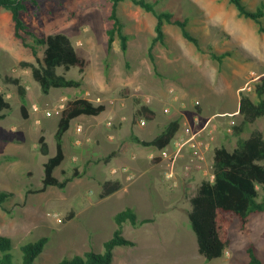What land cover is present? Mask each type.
Masks as SVG:
<instances>
[{"label": "rangeland", "instance_id": "1", "mask_svg": "<svg viewBox=\"0 0 264 264\" xmlns=\"http://www.w3.org/2000/svg\"><path fill=\"white\" fill-rule=\"evenodd\" d=\"M245 1L250 8L264 2ZM191 2L183 1L182 6L181 0H172L162 7L181 16L193 12L189 28L206 51L188 42L177 25L168 24L167 44L154 47L155 69L149 48L156 34V17L132 1L119 6L126 31L134 35L127 53L122 51L119 37L109 48L112 0L29 1L21 12L26 23L46 35L66 33L88 60L84 71L77 66L69 71L57 69L68 78L82 79L80 87H54L47 94L34 80L31 69L22 64L35 62V55L14 36L10 11L0 8V90L11 103L6 117L0 118V189L13 193L6 202L7 209L0 207V234L12 237L16 246L47 236L48 244L37 264H58L67 256L89 250L103 252L104 242L117 228L115 215L127 207H132L139 218L153 221L139 226L125 223L124 236L133 244L115 249L114 264H245L250 258V245L264 260V211L252 214L246 228L233 215L230 245L222 257L209 260L199 252L188 213L201 183L214 178L212 154L202 150L205 159L197 157L194 162L208 163L202 177H196V171L186 174L187 161L178 159L175 180L169 181L165 173L172 168V160L163 161L156 155L160 149L138 140L153 139L171 120L190 116L191 112L204 122L209 119L205 111L232 109L237 99L230 94L235 98L240 91L257 97L256 83L264 75V32L254 20L240 16L228 0ZM212 51L232 55L220 64L211 57ZM42 53L43 47L39 49L40 56ZM8 78H20L26 93L22 94ZM126 89L128 94L124 93ZM81 96L106 103L107 109L97 116L86 115L95 119L90 129L76 126L73 120L64 136L66 158L55 174L63 179L76 168L84 173L63 189L51 186L36 192L42 186L45 162L57 152L55 134L62 104ZM212 103H216L214 110L208 107ZM142 104L156 110L154 120L137 116ZM34 105L39 106L38 111ZM47 111L52 114L47 115ZM173 111L177 113L172 115ZM216 116L214 120L221 129L228 130V118L223 122ZM141 117L147 120L146 125L139 123ZM240 124L239 120L234 122V135V126ZM258 127L264 132V117L248 123L244 136ZM75 129L84 134L80 145L75 143L79 139ZM41 135L48 142L47 154L40 150ZM107 135L111 139L106 140ZM108 180H119L122 187L102 198Z\"/></svg>", "mask_w": 264, "mask_h": 264}, {"label": "trees", "instance_id": "2", "mask_svg": "<svg viewBox=\"0 0 264 264\" xmlns=\"http://www.w3.org/2000/svg\"><path fill=\"white\" fill-rule=\"evenodd\" d=\"M29 1L35 0H0V8L10 11L13 20L14 36L27 48H30L36 57L35 62L24 61L22 64L29 67L34 80H36L44 93H49L52 88L80 87L82 79L68 78L65 74L58 72L62 67L69 71L77 66L84 71L88 60L82 56L72 39L64 32L42 34L33 30L21 16L26 10ZM126 0H112V12L110 19L112 27L108 30L109 48L113 47L117 37L124 53L129 50L130 40L133 34L126 31V22L119 14L120 4ZM156 17L155 36L149 48V55L157 69L154 47L160 43L167 44L168 33L166 25H177L183 37L194 44L201 52L206 51L201 39L189 28L193 19V12L181 16L167 7L164 3L172 0H130ZM192 3L191 0H181ZM235 5L238 14L247 19H252L258 24L260 32H264V2L257 8L248 7L245 0H228ZM43 47L42 56L39 49ZM232 55L230 52L218 54L211 52V57L220 64ZM9 81L17 84L22 94L26 93L20 78H8ZM257 97L242 92L239 112L244 116V122L235 125L237 133L243 131L244 124L254 123L257 119L264 117V75L256 83ZM128 94V89L124 90ZM11 103L6 95L0 90V118L6 117V110L10 109ZM107 109L106 103H95L88 97H77L68 100L60 111V120L55 134L57 152L44 164V177L42 186L36 192H44L51 186L65 188L75 178L83 175L84 172L76 168L72 174L59 178L55 172L62 165L66 158L64 136L70 129L72 121L81 115L97 116ZM25 117H28L26 107L23 105ZM137 116H144L147 120H154L157 116L156 110L148 104H142L137 110ZM181 127L179 119H173L153 139L144 140L138 138L145 146H154L160 150L165 149L176 138ZM40 150L42 153L49 152L46 136L39 138ZM213 180H204L198 188L197 193L192 197V209L188 215L198 239L199 252L209 260L222 257L230 245L229 228L232 224L233 215L241 220V225L246 228L250 222V216L254 213L264 211V133L260 129H254L248 139H240L238 147L233 151L225 146L214 150ZM160 159V158H159ZM67 174L66 171H63ZM122 187L119 180H108L104 182L101 197L104 198L115 193ZM13 195L12 192L0 189V207L7 209L6 202ZM117 228L113 236L104 242V251H86L84 254H75L63 258L58 264H114L115 249L123 245H132L133 242L124 236V225L131 222L139 226L153 221V218H139L132 207L118 212L115 215ZM48 244V237L42 236L39 239L27 241L16 246L12 237L0 234V264H37L38 258L45 251ZM249 260L245 264H264V260L258 255L254 245L247 247ZM21 260V261H20ZM152 264H163L155 262Z\"/></svg>", "mask_w": 264, "mask_h": 264}, {"label": "crops", "instance_id": "3", "mask_svg": "<svg viewBox=\"0 0 264 264\" xmlns=\"http://www.w3.org/2000/svg\"><path fill=\"white\" fill-rule=\"evenodd\" d=\"M242 89L243 88L240 87L241 91H242ZM230 96L234 100L237 99L236 103H235V106L232 109L223 108V109H220L219 111H214L212 113L205 111V113H206L205 116L207 118L213 120L212 123L207 128H205V123L209 119H207L204 122H201L200 121L201 119L199 118V115H194L193 114L194 112H191L190 116H188L186 114L184 117H182V119H180V117H179V120L181 122L180 130H179L176 138L172 141V143L166 147V148L171 147L170 151H168V152L173 154L175 152V150H176V143L178 141L183 143L184 144L183 150H182V153H181V155H180V157L178 159L180 161L181 160L187 161V164L188 163L194 164L193 168L191 169V173L196 171L197 172L195 174L196 177H199V176L202 177L203 175H205L207 173L206 165L208 163L205 164V163H203V161H199V162L194 163V161H193V160H197V156H198L199 152L201 153L202 150H206L208 152V154H212V156H214L215 148L220 147V146H225L229 150L233 151L238 146L239 140L240 139H248L251 136L252 131L255 129V128L254 129L252 128V130L248 133L249 135H247V137L244 136L245 127L248 124L247 123L243 127V131L242 132L237 133L236 135H234V132L232 133V132H228V130H226V131L222 130L220 125H219V123L214 120L215 116L217 115V116L221 117L220 119L223 122H225V119L228 118L229 124H232V122L236 123V120H239L241 123L244 122V116L242 114H240V112H239L240 99H241L240 91H239V96L238 97L235 95V98H234V96L231 95V94H230ZM90 99L92 101H94L95 103H97L96 100H94L92 98H90ZM64 104H62V106H64ZM215 104L216 103L209 104L208 107L214 110L215 107H216ZM175 113H177V112L173 111L171 114L174 115ZM224 113H226L227 115H222ZM201 116L202 115H200V117ZM176 119H178V117ZM222 119H224V120H222ZM74 120L77 121V125L76 126L81 124V125H85L89 129L93 126V122H95L94 118H88L86 115H81V116L75 118ZM196 124H198V125H196ZM258 129L263 131V129L261 127H258ZM75 131L79 135V139H77V141L75 143H77V145H80L81 142H82L81 141V137L84 134H82L81 130L77 131L75 129ZM193 136H195V137L193 138ZM111 137H112L111 135L105 136L106 140L111 139ZM165 149L160 150L159 152H157L156 155L162 156L163 151H167ZM153 155L154 154L152 153L149 156L153 157ZM206 159L208 160V156H206ZM162 160L166 161L167 158L162 156ZM213 160H214V157L212 158V160L210 162L213 163ZM187 164L184 166L186 174L189 172V171L186 170ZM204 167L206 168L205 170H204ZM115 170L116 169L113 168L112 172L114 173ZM146 171H149V169H147ZM146 173H148V172H146ZM186 178L190 179L189 176H186Z\"/></svg>", "mask_w": 264, "mask_h": 264}, {"label": "built area", "instance_id": "4", "mask_svg": "<svg viewBox=\"0 0 264 264\" xmlns=\"http://www.w3.org/2000/svg\"><path fill=\"white\" fill-rule=\"evenodd\" d=\"M65 105V104H64ZM64 106H62V108H63ZM61 108V109H62ZM33 109L35 110V111H38L39 110V106H37V105H34L33 106ZM61 111V110H60ZM46 114L47 115H51L52 113H51V111H47L46 112ZM222 115H227L226 113H224V114H222ZM212 119H209L206 123H205V128H207L211 123H212ZM112 122H109V124H111ZM139 123L141 124V125H146L147 124V120L144 118V117H141L140 118V121H139ZM233 125H234V122H232V124H231V126L228 128V131H233V129H232V127H233ZM195 136H193V138H194ZM183 146H184V144L183 143H181V142H177L176 143V150H175V152L172 154V153H170V152H168V151H163V153H162V156H164V157H166V158H169V159H171L172 160V163H173V165H172V168H170V169H167L166 170V173H165V177H166V179L167 180H169V181H173V180H175V176H176V172H175V170H174V164H175V162H176V160L180 157V155H181V153H182V150H183ZM200 160H203V159H205V155L204 154H202V153H198V156H197ZM194 162H195V160H193ZM194 164H188L187 166H186V170L187 171H191V169H192V166H193ZM212 167H213V164H212ZM188 172V173H189Z\"/></svg>", "mask_w": 264, "mask_h": 264}]
</instances>
